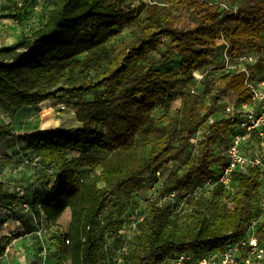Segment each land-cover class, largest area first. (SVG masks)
Segmentation results:
<instances>
[{
  "label": "trees",
  "instance_id": "trees-1",
  "mask_svg": "<svg viewBox=\"0 0 264 264\" xmlns=\"http://www.w3.org/2000/svg\"><path fill=\"white\" fill-rule=\"evenodd\" d=\"M154 1L130 7L125 0H51L41 25L18 43L0 47L2 106L16 110L47 99L71 102L78 123L17 130L9 123H0V137H7L9 146H17L22 158L36 157L44 166L33 167L34 179L40 184L37 189L32 190L30 182L18 183L24 189L23 197L11 192L14 183L10 176L2 175L0 210L23 224L29 221L20 207L24 201L32 211L38 205L39 211L34 212L42 214L47 224H55L69 210L63 236V241H69V264H102L106 254L104 232L110 227L100 226L102 212L113 198L129 196L154 181L169 162L181 159L193 145L190 138L198 128L203 132L196 140L195 152L181 172L169 175L149 202L138 231L119 256L122 264H163L182 251L199 255L221 249L241 235L264 209L252 205L264 189L256 169L235 171L233 190L218 185L209 195L191 196L198 208L192 207L180 223L157 203L171 191L182 198L217 164L218 155L212 153L218 139L226 146L232 135L231 124L223 115L209 120V113L196 107V99L208 79L215 81L218 90L234 94L236 100H247L249 93L244 74L218 73L217 65L213 71L204 67L211 51L220 50L216 45L219 38L228 44L230 55L264 46V0H240L233 13L221 11L218 2L208 0ZM124 25L130 27V36L116 47L102 69L91 77L66 81L64 70L79 55L84 54L85 63H95L101 47ZM163 36L170 38L165 44L166 55L156 60L151 54ZM173 54L178 59L177 72L156 68L159 63H170ZM193 70L203 74L198 84ZM186 82L190 86L181 97L178 115L162 127L148 126L155 106L167 100L172 88ZM91 91L96 92L93 99L81 98ZM262 140L264 135L252 134L244 152L248 144ZM96 148L108 153L91 160L82 170L78 161ZM113 224L119 227L120 221Z\"/></svg>",
  "mask_w": 264,
  "mask_h": 264
},
{
  "label": "rangeland",
  "instance_id": "rangeland-1",
  "mask_svg": "<svg viewBox=\"0 0 264 264\" xmlns=\"http://www.w3.org/2000/svg\"><path fill=\"white\" fill-rule=\"evenodd\" d=\"M145 1L148 3V0H125L130 7H135L140 2ZM208 1L218 2L219 9L223 11L225 7L237 5L240 0H235V2L230 0ZM50 7L51 0H0V47L18 43L33 29L41 25ZM130 33V27L124 25L101 47L98 54L99 59L95 63H85L84 54L79 55L78 60L71 67L64 70L66 81H77L86 75L93 76L97 70L105 66L107 58L121 42L130 36ZM160 41L161 44L158 46L157 51L151 54L156 60H159L162 55H166L165 44L169 43L170 38L163 36ZM208 59L209 61L204 68L207 71H213L215 65L219 66L220 50L211 51ZM177 61L176 54H173L170 63H159L156 68L162 71L177 72ZM255 73L257 76H261L259 69H256ZM188 86H190V83L186 82L184 86L179 84L172 88L167 100L158 103L153 109L148 126L162 127L169 120L174 119L178 115L179 107H181V97L188 90ZM95 94V91L86 92L82 94L81 98L91 100L95 97ZM235 99L234 94L228 90H218L215 81L208 79L205 90L197 97L195 104L196 107L201 109V112L207 111L209 113V120H215L222 118V105ZM73 100V98L70 99V101ZM43 102L31 106H21L16 110H8L0 104V123H9L13 130L33 129L38 128L40 125L46 128L78 125L74 115H71V111H73L71 102H62L57 99H49V101ZM61 105H64L65 108L60 109ZM202 132L203 129L198 128L193 135L194 138L197 140ZM196 140L191 142L193 145L189 146L181 159L171 161L164 166L156 174L154 181L143 184L129 196H117L111 200V204L105 208L100 217L101 227L106 224L111 227L104 232L103 247L106 249V254L102 264H113L114 257L120 256L129 247L133 236L139 229V224L148 212L149 202L159 193L173 171L181 172L184 169L187 159L195 152ZM224 144V140L218 139L216 149L212 153L214 156L218 155L217 160L219 163L224 161V158L219 156L220 153H223ZM18 149L17 146H9L7 137H0V178L2 175L3 177L7 175L10 176L9 179L14 184L26 185L30 182L33 183L30 186L31 189H37L40 184L34 179L36 175L33 167L35 165L24 164ZM245 150L246 153L256 150L263 151L264 140L248 144ZM107 153L108 151L104 149H90L78 161L80 168L86 170L91 160ZM223 195L224 201L230 206L228 197L225 194ZM263 200L264 189L252 202L253 207L264 206ZM157 203L162 209L170 213V217H175L178 223L185 219L192 207L198 208L199 205L191 201L190 198L188 204L186 203L179 213H172L170 210L174 207L171 206L168 197L159 198ZM34 211H39L38 205L33 211H23L27 213V219H29L28 224H23L11 219L5 211L0 210V243L3 245V249L0 251V264H59L60 262L69 264V251L66 242L63 241L69 223V210H65L55 224H47L42 214L37 215V212ZM115 221H120L119 227H115L113 224ZM261 227L262 224L257 220L254 225V232L264 242V230Z\"/></svg>",
  "mask_w": 264,
  "mask_h": 264
},
{
  "label": "built area",
  "instance_id": "built-area-1",
  "mask_svg": "<svg viewBox=\"0 0 264 264\" xmlns=\"http://www.w3.org/2000/svg\"><path fill=\"white\" fill-rule=\"evenodd\" d=\"M149 3L155 2L148 0ZM146 3V1H145ZM236 5L225 7L232 13L236 10ZM223 10V11H225ZM216 45L220 47V60L217 68L218 73L224 74H244V87L249 93L247 100H234L222 105V115L231 124L232 135L227 141L221 156L224 161L215 164L211 168L210 174L202 181L194 182L187 193L178 198L175 191L165 195L170 199L171 206L180 210L186 205L187 198L199 193L209 195L218 185L223 189L233 190L232 176L235 171L245 173L251 169L259 172L261 185L264 187V150L244 152L243 146L252 134L262 137L264 135V46L259 49L255 46L248 47L240 53L230 55L228 53V44L219 38ZM256 69H259L261 76L256 75ZM192 76L198 84L203 74L198 70L192 71ZM189 91L194 92V88ZM65 106L61 105L60 109ZM73 111H71V115ZM196 139L190 138L191 142ZM22 161L26 165H36L43 168L38 163L36 157H23ZM11 192L18 197L25 195L24 189L19 184H14L10 188ZM23 211L30 212L28 202L20 203ZM259 220L264 230V209L260 215L252 220L250 225L234 241L226 244L221 249H212L203 251L196 255L193 251H182L176 253L173 258L167 261L169 264H264V242L254 232L255 222ZM1 227V226H0ZM66 244L69 242L64 240ZM0 248L3 245L0 243ZM121 257H114L113 264H122ZM166 264V263H163Z\"/></svg>",
  "mask_w": 264,
  "mask_h": 264
},
{
  "label": "crops",
  "instance_id": "crops-1",
  "mask_svg": "<svg viewBox=\"0 0 264 264\" xmlns=\"http://www.w3.org/2000/svg\"><path fill=\"white\" fill-rule=\"evenodd\" d=\"M44 101H49V99H47V100H44ZM43 102V101H42ZM43 103H45V102H43ZM40 104V103H39ZM40 106V105H39ZM53 127H55V126H53ZM44 128H46V127H42L41 125L37 128V129H44Z\"/></svg>",
  "mask_w": 264,
  "mask_h": 264
},
{
  "label": "bare ground",
  "instance_id": "bare-ground-1",
  "mask_svg": "<svg viewBox=\"0 0 264 264\" xmlns=\"http://www.w3.org/2000/svg\"><path fill=\"white\" fill-rule=\"evenodd\" d=\"M45 123H50V122H45Z\"/></svg>",
  "mask_w": 264,
  "mask_h": 264
}]
</instances>
